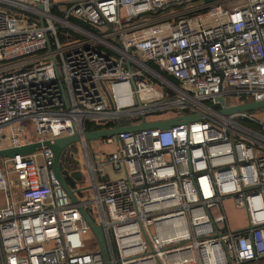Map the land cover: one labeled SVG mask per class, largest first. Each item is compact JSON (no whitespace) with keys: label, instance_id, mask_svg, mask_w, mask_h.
Instances as JSON below:
<instances>
[{"label":"built area","instance_id":"obj_1","mask_svg":"<svg viewBox=\"0 0 264 264\" xmlns=\"http://www.w3.org/2000/svg\"><path fill=\"white\" fill-rule=\"evenodd\" d=\"M221 1L79 0L53 11L52 0H0V140L77 133L90 178L71 185L74 203L49 147L3 158L0 264H104L78 206L102 227L111 264H264V109L219 111L220 99H264V0ZM189 114L205 118L101 138L115 146L107 154L93 156L83 138L88 121ZM76 153L61 158L68 175ZM227 198L246 226L230 228Z\"/></svg>","mask_w":264,"mask_h":264},{"label":"water","instance_id":"obj_2","mask_svg":"<svg viewBox=\"0 0 264 264\" xmlns=\"http://www.w3.org/2000/svg\"><path fill=\"white\" fill-rule=\"evenodd\" d=\"M215 1L220 0H202L203 3L209 4ZM220 103L219 111L222 114H228L232 112H241V111H250V110H257V109H264V99L260 101H248L243 102L240 104H236L233 106H225L222 99ZM205 116L202 114H189V115H179L169 119H163L159 121H151L146 122L144 117H142V122L136 125H127L122 126L119 125L117 122L114 123L113 127L105 128V129H98L93 131H86L84 133L85 141L88 140H99L109 135H116L121 131H135L141 130L145 128H159V129H167L173 125H177L180 123L188 122L191 120L196 119H204ZM80 136L75 133L70 136L59 137L52 140H43L42 142H30L26 144H21L17 146H7L0 148V159L1 158H12L15 155H29L36 151L41 146H47L52 150L53 153V164L52 169L55 177L59 180L60 184L62 185L63 189L66 191L68 196L71 200L76 203L77 197L75 195V189L71 188V185L75 184V182L80 179V176L77 172L74 175H68L67 172L64 170L62 165V156L67 147H72L75 145L76 142L80 141ZM75 178H74V177ZM81 180V179H80ZM78 209L82 216L87 221L88 225L90 226L91 232L94 234L104 264H111L109 252L107 249V244L105 241L104 233L102 227L99 224H96L90 215L89 211L82 206H78Z\"/></svg>","mask_w":264,"mask_h":264},{"label":"rangeland","instance_id":"obj_3","mask_svg":"<svg viewBox=\"0 0 264 264\" xmlns=\"http://www.w3.org/2000/svg\"><path fill=\"white\" fill-rule=\"evenodd\" d=\"M240 2H241L240 0H224V1H221L220 3H221V5H224V6L226 5L228 7H235ZM148 117H150V116H148ZM4 131H5L4 134L7 135L8 129L7 130L5 129ZM87 144H88L93 156L100 154V152H102L103 154H107V153L115 150L114 145H109V144L104 145L102 142L100 143L99 140H88ZM8 145H9L8 140L6 139V137H3V139L0 140V147H6ZM74 146H75V149L77 150L76 161L79 162V167L77 169L71 170L70 176L74 175V173L77 172L78 175L80 176V179L83 180V186L87 187L90 185V178H89V175H88L85 167H83V155H82L80 143L76 142ZM2 159L3 158L0 159V166L2 165V163H1ZM7 168L9 170H12L11 161H8ZM10 177L13 180L14 188L19 190V183H18V179H17L16 175L14 173H11ZM80 179H78L77 181H81ZM19 194L20 193L18 192V194L15 196V199L20 198ZM88 196H90V192H89ZM223 204H224V207L226 210V215H227V219H228V223L230 225V228L237 229V228H241V227L246 226V216H245L244 210L235 208L232 205V201L229 198L225 199L223 201ZM88 237L90 239L95 238L94 234L91 231L88 232Z\"/></svg>","mask_w":264,"mask_h":264},{"label":"trees","instance_id":"obj_4","mask_svg":"<svg viewBox=\"0 0 264 264\" xmlns=\"http://www.w3.org/2000/svg\"><path fill=\"white\" fill-rule=\"evenodd\" d=\"M193 2H195V3H198L200 0H192ZM176 7H181V6H176ZM175 7V8H176ZM54 10V9H53ZM206 10V8L205 7H203V8H201L199 11H201V12H203V11H205ZM55 11V10H54ZM160 12H162V9H160V10H158V11H156V12H152V13H150V14H148L149 16H155V15H158ZM75 23H78V24H80V25H82V26H84V27H87V28H90L91 29V27L89 26V25H87V24H85V23H83V22H81V21H79V20H77V19H74L73 20ZM120 121V123H125V120L122 118V119H120L119 120ZM108 125H110V124H106V126H108ZM104 126L103 125H100V124H96V123H94V122H90V121H88V122H86V124H85V129H86V131H93V130H98V129H101V128H103Z\"/></svg>","mask_w":264,"mask_h":264},{"label":"crops","instance_id":"obj_5","mask_svg":"<svg viewBox=\"0 0 264 264\" xmlns=\"http://www.w3.org/2000/svg\"><path fill=\"white\" fill-rule=\"evenodd\" d=\"M79 0H52V5H53V9L56 11L58 7L60 6H66V5H69V4H72L74 2H77ZM53 10V11H54ZM2 148V147H0ZM18 192L20 193V191L18 189H14V194H13V197L15 198V196L18 194ZM19 197H20V194H19ZM2 195L0 194V205H2Z\"/></svg>","mask_w":264,"mask_h":264}]
</instances>
